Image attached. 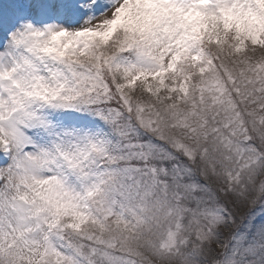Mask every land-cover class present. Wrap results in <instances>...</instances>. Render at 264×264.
Here are the masks:
<instances>
[{
	"label": "snow or ice",
	"instance_id": "1",
	"mask_svg": "<svg viewBox=\"0 0 264 264\" xmlns=\"http://www.w3.org/2000/svg\"><path fill=\"white\" fill-rule=\"evenodd\" d=\"M0 264H264V0H0Z\"/></svg>",
	"mask_w": 264,
	"mask_h": 264
}]
</instances>
